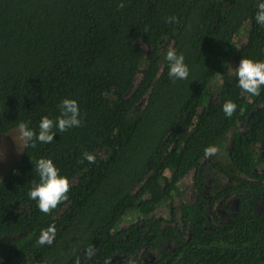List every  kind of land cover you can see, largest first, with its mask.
<instances>
[{
  "label": "trees",
  "instance_id": "16d2710c",
  "mask_svg": "<svg viewBox=\"0 0 264 264\" xmlns=\"http://www.w3.org/2000/svg\"><path fill=\"white\" fill-rule=\"evenodd\" d=\"M260 2L0 0V136L20 122L38 131L64 98L82 121L23 146L1 178L0 264H141L146 250L156 252L146 264H264V87L242 93L236 77L240 59H264ZM170 48L183 54L187 80L169 77ZM210 145L218 152L205 158ZM84 152L95 163H79ZM40 158L70 183L47 215L28 196ZM49 225L55 240L39 246Z\"/></svg>",
  "mask_w": 264,
  "mask_h": 264
},
{
  "label": "clouds",
  "instance_id": "9594fccd",
  "mask_svg": "<svg viewBox=\"0 0 264 264\" xmlns=\"http://www.w3.org/2000/svg\"><path fill=\"white\" fill-rule=\"evenodd\" d=\"M126 5L123 2L117 4L118 9H123ZM255 21L261 27H264V2L257 5ZM168 23H176L177 18L168 17ZM168 62V75L173 80H187L189 76L188 66L184 62L183 54H178L175 48H170L166 52ZM236 77L238 87L242 93L251 96H259L261 88L264 87V61H254L248 58H242L236 67ZM264 107V104L260 105ZM60 114L53 120L48 116H43L38 124V131L29 128L26 122H20L17 126L18 139L24 147L35 148L37 143L49 144L54 140V136L59 132L63 133L71 128L81 126L80 110L78 103L69 98H64L59 104ZM237 109V105L232 101H226L222 105V111L226 117H231ZM218 152V147L214 145L207 146L204 149L205 158L212 157ZM95 163L94 154L84 152L79 163L84 161ZM35 172L38 174L39 183L33 181V187L29 190L28 196L36 202L40 212L47 215L57 206L68 199L70 183L68 179L59 174V169L53 161L48 158H40L35 162ZM56 237L55 225H49L42 230L36 243L39 246L51 245ZM96 249L90 246L86 249L89 256L95 253ZM79 264V260L76 261ZM103 264H112L110 258H105Z\"/></svg>",
  "mask_w": 264,
  "mask_h": 264
},
{
  "label": "rangeland",
  "instance_id": "374dc122",
  "mask_svg": "<svg viewBox=\"0 0 264 264\" xmlns=\"http://www.w3.org/2000/svg\"><path fill=\"white\" fill-rule=\"evenodd\" d=\"M249 27L248 22H245L241 29L239 30V32L236 35L235 41H237V46L239 47V43L243 42L245 40V36H246V31L247 28ZM235 47V48H236ZM264 50V49H263ZM264 61V59H263ZM203 101H200V104H202ZM23 144L22 142L18 139V131L17 128L11 129L9 130L7 133L3 134L0 136V180L3 177L4 173L6 172V170L12 165L14 164L16 161H18L19 157H20V153L22 150ZM209 172L210 169H207L204 173V176L207 177V183H209ZM183 188L185 190V192L190 191V183H189V179H185L184 183H183ZM156 216H165V212L163 211V209L161 208L159 211L155 212ZM136 218V215L134 214H129L128 216H123L121 219H119V221L115 224V226L113 227L112 233L114 232H118L120 230H122L123 228H125L128 224H130L131 222H133ZM169 243H167L166 245H164V249L169 248ZM156 256V252L154 250H146L141 252L140 254L137 255V258L139 259V262L141 264H146L151 263L154 260V257ZM131 259H128L127 261H129ZM130 264H138L137 261H130Z\"/></svg>",
  "mask_w": 264,
  "mask_h": 264
}]
</instances>
